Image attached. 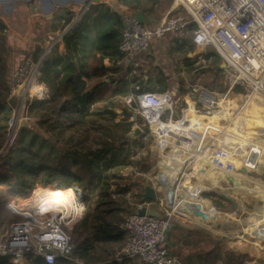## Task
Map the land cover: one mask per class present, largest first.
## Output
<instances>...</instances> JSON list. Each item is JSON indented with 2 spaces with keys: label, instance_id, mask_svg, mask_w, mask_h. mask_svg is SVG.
<instances>
[{
  "label": "trees",
  "instance_id": "obj_1",
  "mask_svg": "<svg viewBox=\"0 0 264 264\" xmlns=\"http://www.w3.org/2000/svg\"><path fill=\"white\" fill-rule=\"evenodd\" d=\"M120 1L132 7H140L142 0ZM94 9L95 6H90L73 27L65 31L62 36L66 49L64 54L59 51L57 42L45 55L40 66L39 79L47 87L46 96L26 99V103L29 105V114L37 124V126L31 127L32 129L29 128V131L41 140L36 146L33 141L24 144L23 132L27 128H21L18 139L14 141L9 152L3 158L2 169L4 168V172L0 171V226L7 220H12L8 208L9 202L17 199L25 189L30 187L33 181L39 178H48L53 182L58 177L64 181L66 186L78 187L82 191V202L85 205L84 214L68 233L76 246L75 255L89 263L106 261L109 257V250H112V244L120 243V246H123L126 240V233L119 227L118 222L123 218L122 213L129 208L124 195L130 191V187H122L117 183L116 187L113 186V191L109 188L113 179L124 178L122 167L129 163L127 158L131 154L130 150L128 153H124L120 142L122 139L127 140L135 147L139 141V138L127 137L128 132L132 129V123H127L128 117L124 120L125 123L116 121L113 122V127L110 125L118 113L107 102L114 97H122L130 93L128 75L132 71V67L127 66L124 62L121 65H116L114 62V59H123L119 50L123 28L121 14L107 11L92 16ZM188 17L189 14L186 13V18ZM92 23L97 26L93 37L89 34ZM195 28L196 23L191 22L176 33L165 31L161 35L159 47L170 66L186 67V72L192 77L210 70L212 79L206 78L207 85L214 88L213 81L218 80L219 91L223 92L226 87L221 85L220 72L222 69L214 68L221 62L219 55L209 49L203 54L205 62L200 63H198V56L193 58L187 56V53L195 48L191 40ZM7 29L8 25L0 17V116L8 104L16 105L17 102L16 97L11 96L12 66L10 61L12 53L8 46ZM55 30L52 28V31ZM39 39L44 40L42 35L39 36ZM44 52L45 49L42 46H37L33 59L39 61ZM106 58L111 62L110 65L105 63ZM88 66H91L90 69ZM136 78L135 74L133 92L137 97ZM240 90L241 88L238 87L235 92ZM190 91L191 88L187 90L180 88L177 96L181 101L174 105L173 116L176 118L182 113L192 122L198 121L203 128L212 119L202 114L194 115L201 113L203 109L196 104ZM187 103L189 104L188 108L184 106ZM41 111L43 112L41 113ZM170 113V111H166L164 115L168 118ZM137 118L141 119L139 115ZM102 121H105L106 124ZM87 141H91L92 144L89 148L84 146ZM44 142L50 144L49 149H43ZM37 185L38 189L68 188L62 184ZM34 191L35 189L31 190V194ZM113 193H117L119 196L114 198ZM212 194L216 196L215 192ZM175 228L180 230L172 232L171 240L177 241L176 245L173 240L169 242L172 249L178 247V250L184 251L186 248L182 243L184 237L190 234H202L194 230H186L179 224ZM203 237L202 242H192L198 248L194 255L190 253L178 256L182 264H209L218 260L223 261L224 264L239 262L240 254L233 248ZM214 239L223 241L219 238ZM241 242L240 240L236 242H233L232 239L227 240V243L232 244L235 248H241ZM243 242L247 243L248 241L244 240ZM127 262L128 260L113 261L107 264H127ZM0 264L16 263L13 262L10 255H0ZM24 264L76 263L66 259L47 263L41 257L27 254ZM129 264L133 263L129 262Z\"/></svg>",
  "mask_w": 264,
  "mask_h": 264
},
{
  "label": "built area",
  "instance_id": "obj_2",
  "mask_svg": "<svg viewBox=\"0 0 264 264\" xmlns=\"http://www.w3.org/2000/svg\"><path fill=\"white\" fill-rule=\"evenodd\" d=\"M177 1V5L184 8L189 17L183 15L169 17L160 35L165 31L176 33L189 23L195 22L193 41L201 60L205 62L202 58L203 54L212 49L227 65L222 69L228 82L227 92H219L202 85L203 87L196 93V104L199 108L216 114L222 109L220 99L226 98L243 83L249 88L250 93H259L264 97V0ZM84 6L85 10L88 9L86 3ZM120 13L123 28L119 50L124 59H132L138 53L145 51L155 30L150 29L134 13L128 11H120ZM41 63L42 58L35 61L30 54L23 59L21 65L14 68L10 78L12 96L19 87H22L25 95L32 86L41 84L37 81H40ZM138 95L139 99L134 93L128 94L126 103L128 105L133 101L137 103L138 113L144 124L133 115L130 119L133 127L140 125L144 128L143 138L153 140L157 158L153 159L152 173L142 172L139 162L136 166L134 164V170L145 175L149 174V181L155 182L154 185L151 184L156 190L157 198L160 193L159 197L170 205L165 215H158L148 212L149 200H132L130 204L133 209H128L119 223V227L126 233L127 244L123 250L113 253L108 262L129 260L147 264H174L176 257L170 247L169 233L180 222V218H183L180 214L187 217L191 213H196L199 216L209 207L212 210L226 211L224 207L210 199V195H206L205 189L200 188L202 184H210L212 188H223L225 183L208 178L205 170L207 165L199 158L206 149L205 141L209 143L213 137L225 131L214 122L201 128L202 125L198 121L192 122L182 113L176 118L173 115L170 118L160 115V111L172 102L171 90L139 91ZM184 106L188 108L189 104ZM140 110L148 113L149 121ZM233 116L236 117V113ZM148 122L156 123L157 128L151 130ZM13 137L9 142L11 140L13 142ZM256 142L264 141L258 135L252 136L243 154L240 152V143L233 147L211 144L210 167L224 174H234L239 171L236 168L235 158L240 156L243 158L242 167L259 169L258 157L262 148L256 151V145H261ZM186 153H190L191 156L190 159L184 160ZM137 155L138 153L135 152L132 160L136 159ZM165 169L176 170L170 176L165 173ZM69 189L73 191L71 202L67 201V198L66 203L41 198L40 201H33V204L28 205L29 207L21 208L16 201H10L9 206L14 211L24 214L27 219L9 225L0 241V255H10L16 264H24L27 254L41 257L47 263L66 259L76 264H97L86 262L74 253L75 247L67 228L82 216L84 206L80 201L83 193L78 188ZM112 196L116 198L119 194L113 193ZM201 199L206 200V203H200ZM144 207L146 213L142 215L140 210ZM234 208L232 211L235 210ZM193 217L191 220H194ZM196 224L208 231L213 230L201 223L196 222ZM223 235L219 234V236Z\"/></svg>",
  "mask_w": 264,
  "mask_h": 264
},
{
  "label": "crops",
  "instance_id": "obj_3",
  "mask_svg": "<svg viewBox=\"0 0 264 264\" xmlns=\"http://www.w3.org/2000/svg\"><path fill=\"white\" fill-rule=\"evenodd\" d=\"M85 3H86V0H16L14 4H12L8 7H5L2 4H0V17L8 25V29L6 30V32L7 33L10 32L12 34V36H16L17 34H21V31L24 30V29H21L22 26L25 27V32H26V33H24L25 40L30 41V47L33 49V51L35 52V50L37 49V46H39V45L45 49L44 54L41 56L42 61H43L45 58V55L50 52L52 46L57 42L59 44V51L63 54L65 53L66 49H65L64 43L62 41L63 34L65 33V31H67L71 27H73L75 22L86 13V11L90 8V6H95V9L93 10L92 16H96L99 13H105L107 11H110V12L114 11V12H118V13H120V11H128V12L134 13L136 15V13L141 11L144 14V16L146 17L145 23L149 27L155 26V24L158 25V24L162 23L164 20H166L171 15L178 16L179 8H181V6L177 5V3H178L177 0H175V2L173 0H142L140 2V7H132L131 5L124 4L120 0H91L89 7L86 10H85V6H84ZM134 3H136V2H134ZM36 8H37V11H36ZM186 13H185V15H186ZM185 15H183V16H185ZM40 17H42V18L39 20ZM38 20L40 21L39 24L37 23ZM96 27L97 26H94L93 23L90 25V33L89 34L91 37H93L95 35L96 30H97ZM52 28H55L56 30L52 31ZM30 29H31V32H33V33L37 32L38 35H42L44 40H42V39L35 40V38H33V40H32L31 36H29ZM62 29H64V31H62ZM12 32H14V33H12ZM160 40H161V35L159 36L158 39L153 40L151 47L149 48L148 51L140 52L132 59H128V58H126V59H124V58L123 59H119V58L114 59V62H116V65H121L124 62V63H126L127 66L132 67V71L128 75L130 93H134L133 92V81H134L135 74L137 75V78H136L137 79V86H138L137 92H139V91L160 92V91L171 90L175 93H178L180 88H182L183 90H187V88L192 89L193 86H199V87L206 86V84L204 83V80L198 79V80L194 81V78L190 77V79H189L190 83H188L190 85H189V87L186 88L185 86H186L187 82L185 80V77L182 76V75H186L187 77L189 76V74L186 72V67L177 66V65H175V66L169 65L163 51L159 47ZM191 40H192V43H194L193 36H191ZM33 51H30L29 55L31 54L33 56V54H34ZM14 55H16L15 58H17V59H21V57H22V54H16V52L13 51L12 52V58L14 57ZM187 56L191 57V58L198 56V58H199L198 63L204 62L203 60H201L199 55L196 53V46H195L194 50L187 53ZM105 63L107 65L111 64V62L109 61L108 58L105 59ZM138 63H139V65L137 66ZM90 67L91 66H88V69H90ZM206 87L209 88L208 85ZM31 89H34V91H36V92H40V96H39L40 98H44L46 96L47 87L45 84L34 85V86H32ZM210 89L216 90V87H214V88L210 87ZM217 91H219V90H217ZM219 92H221V91H219ZM41 93L44 97L41 95ZM191 97L196 100L195 95H191ZM137 99H139V95L137 96ZM229 103L231 104V101H229L226 104V106H229ZM263 106H264V97H261L258 99L255 98V99L251 100V105L249 106V112H250L252 118L246 124V127L248 129L249 138H251L250 137V130H253V132H255L254 131L255 128H253L255 126L252 125V123L255 121V118L256 117H257V119L264 118V114H263L264 113V107ZM200 114L205 115L203 113V111L201 113H195L194 115H200ZM172 115H173V113H170L168 118H170ZM227 117L228 116L226 115L224 117V119H220V120L212 119V121H210L209 118L207 117V119L209 120L208 124H213V122H214L215 124H217L221 127L222 124H224L225 121L228 119ZM130 120H127V122L132 123ZM140 123L144 124V120L142 119V117H141ZM250 125H252V127H250ZM153 128H157V125L154 124ZM257 134H259V133H257ZM205 143H206V149L204 151V154L202 156H200L199 158L202 159V162L207 165V167H205L207 177L210 179H215L214 177H212V174L214 172H216V170H213L212 168H210L209 163H210V154L212 153L211 144H214V146L215 145L217 146V144L215 142H211V141L209 142L210 144L206 141H205ZM248 143L249 142L247 141L245 144V147H246V145H248ZM219 146H221V145H219ZM245 147L243 146L244 149H245ZM133 148L136 150V153H138L137 156H139L140 143L138 142L135 145V147H133ZM153 148L155 149L154 142H153ZM255 149H256V151L259 150L256 147H255ZM186 155L187 156L184 160L190 159L191 154L187 153ZM263 156H264V153L260 157L262 158ZM237 159L239 160L240 157H238ZM184 160H183V162H184ZM240 161L241 162L239 164L237 162V160L235 159V164L237 166H239V170H240V167L242 166V163H243V160L240 159ZM137 162H140V161L139 160L130 161V165H129L130 170L134 169V164L136 166ZM148 166L150 167V164ZM148 168L140 167V170H142V172L148 173L145 171V170H148ZM263 170H264L263 164L261 162H259V169H252V170L250 169V171L253 173V177L251 179L246 178L244 175L243 176L245 177L246 180H253V179L255 180L256 176H254L255 175L254 173H256L259 176L260 175L262 176L261 173L263 172ZM166 171H170V170L165 169V173H166ZM241 173L242 172L240 171V174ZM143 175H144V178L146 180H144L142 186L136 190L133 189L131 192L129 191L124 195L128 201V204H130L131 201L133 199H135L132 197V195H131L132 193H136V199L135 200H141L142 199L141 193L144 191V185L146 183H152L154 185L155 182L149 181V179H147V177H145V174H143ZM230 175H231V177L235 178L238 182L236 184V186H234L229 179L226 180L227 182L229 181V183L231 185L230 187L233 188V190L237 191L241 188L243 190H250L247 187H241L243 184H242V180H241L239 174L234 173V174H230ZM257 179L261 180V181L263 180L262 178H258V177H257ZM216 180H218V182H224L225 181V179H223V178L215 179V181ZM202 186H203V189L209 188L208 185L202 184ZM57 191H60V190H57ZM68 191L73 193L70 190H68ZM258 191L260 192L261 195H264V191H262V190H261L262 192L260 190H258ZM159 196H160V193H158L157 199L149 200L148 212L158 214V215H165L168 208H169V204L163 198H161ZM129 209L130 210L133 209L131 204L129 206ZM262 209H264V208H262ZM217 210H219V209H213L212 210L209 207L208 209L204 210L205 213L199 214V216H195L193 213H191L190 216L191 217L192 216L197 217L196 218L197 220L194 217L192 218L194 220H191V217L187 216L182 221L179 220L180 222L178 224L180 226H182L183 228H185L186 230L193 229L194 231H199L202 234H205L202 230L206 231V229L197 225L196 222L201 223L204 226H207V227H210L211 229H213L212 228L213 223L215 222L214 219H215V217H217L218 214L222 215V221L219 220L218 222H216V226L218 224L221 225L222 224L221 222H223L225 219L227 222L233 219V216H231V215H233L234 213L227 212V211L221 210V209H220L221 211L219 210V212H218ZM156 211L159 213H156ZM259 211L260 210H256L254 212L252 211V215H253L252 219L253 220L251 219V221L249 222V225H248L249 228H251V227L255 228V224L258 222H264V221H262L263 219H260L258 217L259 215L256 214ZM224 212H226V215H224ZM239 212H240V210H239ZM235 221H239V220L236 219ZM2 226H0L1 229H2ZM219 228H220V226H219ZM253 230H255V229H253ZM253 230H251V232H250V235H252L254 237L253 243L256 244L259 248L264 249V245H263V242H264V226L261 229L260 233L257 230L253 232ZM213 231L214 232H212L211 234H212V236H214V238L222 237V236H218L219 234L217 235L215 233L217 231H215V230H213ZM208 233L210 234L209 231H208ZM242 233L240 232L239 228L232 227L230 225H225L224 230H223V234L227 235L228 238L232 239L233 242H236L239 240L242 241L240 244V246H242V247L236 248V249L239 251L246 252L245 250L247 248H244V247L247 246L250 242H247V243L243 242L244 240L248 241V239H246L245 234H242ZM2 238H3V236L0 237V241L2 240ZM126 239H127V236H126ZM175 245H176V242H175ZM231 247H233V246H231ZM233 249H235V247ZM172 251H173V249H172ZM174 252L177 253V255H180V254L183 256L185 255V253L183 251L178 250V247H175ZM176 259L179 260L178 256L176 257ZM128 262L133 263V264L142 263L140 261L131 262L129 260H128Z\"/></svg>",
  "mask_w": 264,
  "mask_h": 264
},
{
  "label": "rangeland",
  "instance_id": "obj_4",
  "mask_svg": "<svg viewBox=\"0 0 264 264\" xmlns=\"http://www.w3.org/2000/svg\"><path fill=\"white\" fill-rule=\"evenodd\" d=\"M173 1L175 2V0H173ZM186 12L187 11H185L181 7V8H179V14L178 15H180V14L181 15H185ZM174 17H176V16H173V15L170 16V18H174ZM156 25L157 24H155V26H150V29H152L154 31ZM21 29H24V30L21 31V34H17L16 35L17 37L16 36H12V34L10 32L8 33V36H9L8 46H9V48L11 50V53L14 51V52H16V54H22L21 59L15 58L16 55H14V57L10 61V64L12 66L11 68H12L13 72L16 69V67H18L19 65L22 64L23 59L29 55L30 51H33V49L30 47V41L29 40H25V36H24V33H26L25 32V27L22 26ZM12 33H14V32H12ZM29 36H31L32 40H33V38H35V40H38L40 35H38L37 32H34V33L31 32V29H30ZM11 56H12V54H11ZM13 72H11V75H12ZM220 75H221V85L226 87V89L223 92L226 93L227 90H228V84H227L228 82L225 79V75H224L223 70H222V72H220ZM182 76L185 77V80L187 82L185 87L186 88L189 87V85H190V84H188V83H190L189 79L192 76L191 75H189L188 77L186 75H182ZM193 78H194V81H196L198 79L204 80V83L207 86L206 78H209V80H211L212 79V74H211L210 70H207L206 72H201L199 74H196L195 76H193ZM37 81L39 83H41L39 80H37ZM213 85H214V87H216V90H219V81L218 80L217 81L216 80L213 81ZM14 93H15V95H13V96L11 95V96L12 97H16V99H17L16 105L8 104L6 110L0 116V167H1L0 171L1 172H4V168L2 169L3 158L9 152V149H10L11 145L14 143V141L16 139H18V135H20V129L21 128H27V130H25L23 132L24 144H29L30 142L33 141L35 146H36L39 143V141L41 140V139L35 137V135L31 131H29V128L32 129L33 127L37 126V124L35 122V119L33 117H31V115L29 114V105L26 103V99L28 97L40 98L39 97L40 96V92H36V91H34V89H30V90L26 91L25 95H23L22 87H19V89H16V91ZM41 95H42V93H41ZM126 96L127 95L122 96V97H120V96L114 97L113 99H111V100H109L107 102L118 113V115L114 118V120H112V123H110L111 127H113V125H114L113 122L117 121V122H120V123H125L126 121H124V120H126L127 117L129 118L128 120H130V116L131 115H134L135 113L137 115H139L137 103L135 101H133V103H131V105H128L126 103ZM230 101L232 103V100H230ZM229 105H230V103H229ZM42 112L43 111H41V113ZM24 118L27 119L26 123L24 121ZM130 121L132 122V120H130ZM138 121L140 122L141 119L138 118ZM22 122H24L23 126H21ZM102 123L106 124L105 121H102ZM225 125H226V121H225L224 124H222L221 127H223ZM252 125L255 126V127H253V128H255L254 129L255 132H253V130H250V137H252L254 135H258L259 138L262 141H264V118L257 119V117H256L255 121L252 123ZM252 125H250V127H252ZM132 127H133V122H132ZM13 132H15L14 135H13ZM257 133H259V134H257ZM12 136H14V137H13V142L11 140V142H12L11 143L9 141H10V138ZM47 138H49V137H47ZM138 142L140 143L139 156H137V158L134 159V160H139L140 161L139 163L141 164V167H143V168H148L149 167L148 165L150 164V167L148 168V170H145V171L148 172V173H152L154 171L153 159L157 158V150H155L153 148V140L150 139V138L141 137L139 139V141H137V143ZM120 143H122V148L125 151V152L123 151L124 153H128V151L130 150L129 152L131 154L127 158L129 163L127 165H125L124 167H122L123 168V173L122 174H123L124 178L113 179L112 182H110L111 183L110 184L111 187L109 189L113 191V186L116 187V184L118 183L122 187H130V192H131L133 189L136 190V189L140 188L142 186L144 180H146V179L144 178V175L142 173L136 172V170H134V169L130 170V166L129 165H130V161H132L131 160L132 159L131 156L136 152V150L133 148L132 143H128L127 140H123V139H122V141ZM256 143L261 144V145H256V148L257 149H260V147L262 148L260 150L261 154L258 157V159H259L258 161L261 162L263 164V167H264V156L262 158L260 157L264 153V142H262V143L256 142ZM233 144H235V146H236V144H238V142H234L233 140L229 139L227 144L221 145V146H228V145H233ZM91 145H92L91 141H87V142L84 143V146L86 148H89V146H91ZM43 147H44L43 149H45V148L49 149L50 144L47 143V142H44L43 143ZM122 156H124V154H122ZM237 158H235V159L240 164L241 161H240V159L238 160ZM176 160H177V158H176ZM236 168H237V170H239V166L236 165ZM175 170L176 169H174V170L170 169V171H166V174L171 176L174 173L173 171H175ZM234 173L239 174V176H240V178L242 180V184H243L241 187H247L250 190H243L241 188V189L235 191V190H233V188L230 187L231 185H230L229 181L228 182L226 181L227 179H225V181H224L225 184H224L223 188H212V187L209 186L210 184H206V185L209 186L208 189H205L206 190V195L207 196L210 195L209 196V197H211L210 199H213L216 202L217 205H220V206L224 207L227 212L234 213L233 215H231V216H233L232 220L227 222L226 219H225L223 222H221L222 223L221 225L218 224L216 226V222H218L219 220L222 221V215L218 214L217 217H215V219H214L215 222L213 223V227L212 228H213V230L217 231L216 233H218V234H223V230H224L225 225H230L232 227L239 228L240 232L241 233L243 232L242 234H245L246 239H248V242H250L244 248H247V249L250 248V250L248 252H244V251H239L237 249H234L236 252H238L240 254V259H239V262L237 264H264V249H262V248L259 249L258 246L253 243L254 237L252 235H250V232L253 229L258 230L259 233H260L261 229L263 228V225H264L263 223L264 222L256 223L255 224V228H252V227L249 228V226H248L249 222L251 221V219L253 217L252 211L254 212L256 210H260L256 214L259 215L258 217L260 219H263L262 221H264V211H263L264 209H262V207L264 206V195H261L260 192L258 191V190L264 191V170L261 173L262 176L261 175L259 176L256 173H254L255 174L254 176H256L255 180L254 179L253 180H246L245 177L240 174V170L236 171ZM148 176H149V174L145 175V177H147V179H148ZM257 177L258 178H262L263 180L262 181L258 180ZM49 183L50 184H62L64 186H66L64 184V181L61 180L58 177L53 182L49 181L48 178H46V179L39 178V179L33 181L31 183L30 187L25 189L24 192L20 196H18L17 199H13V200L16 201V204L19 207H21V208H23L24 206L29 207L28 205H31V203L33 204V201H35V200H39L40 201L41 200L40 193H39V195L37 194L36 197H35L34 196L35 194H33V193L31 194V190H33V189H35V191L39 190L38 189L39 186L37 184H49ZM34 186H36V187H34ZM66 187H69V186H66ZM69 188H72V187H69ZM73 188H78V187H73ZM55 191H57V190H55V189H46V191H44V193L46 194L45 196H49V198L51 199V197H52L51 194H53ZM62 191H64V190H62ZM70 191H72V190H70ZM212 192L213 193L215 192L216 196L213 195ZM222 193L230 196V198L232 200H228V199L224 198V199H226L228 201H226V200L223 201V199H222L223 197L221 196ZM131 195H132L133 198L136 199V193H132ZM77 196H78V193H77ZM34 197H35V200H34ZM212 197H214V198H212ZM58 198H61V197H58ZM135 199H133V201H135ZM55 201H57V200H55ZM65 201H64V203H65ZM80 203L84 206V209H83V212H82V215H83L84 214V210H85V205H84V203L82 201H80ZM233 203H236L237 207L234 208ZM129 206H130V204H129ZM8 208H9V210L11 212L12 220H7L3 224V226L1 225L2 229L0 227V237L4 236L5 232L7 231L8 227H9V225L11 223L19 222V221H23V220L27 219V217L24 214H21V213H18L16 211H14L9 205H8ZM233 208L235 209L234 211H232ZM25 210H27V209H25ZM239 210H240V212H239ZM127 211H125V212H127ZM217 211L219 212V210H217ZM125 212H123L122 214H124ZM156 213H159V212L156 211ZM180 215H181V217L186 218L185 215H183V214H180ZM81 217H78L77 221ZM183 218H180V220L182 221ZM236 219H238L239 221H235ZM120 221H122V218H121ZM120 221L118 223H120ZM76 222H74L71 225H69V228H67L68 232L73 229V226H74V224ZM219 226H220V228H219ZM179 230H180L179 228L178 229L175 228L169 233V242H172V240H173V242L174 241L177 242L174 239L171 240V235H172V232H178ZM191 230H193V229H191ZM213 230L209 231L210 234L208 233V230L206 229L207 232L205 230H202L205 234H201V235H199L200 233L199 234H190V235H187L188 237L187 236L184 237L182 239L183 241L182 240L181 241H182V243H184V246L186 247L185 250H184L185 252L183 251L185 253V255L186 254L188 255L190 253L192 255L195 254V250H197L198 248L195 247V245H193L192 242H194V243L202 242V239L204 238L203 236H205V237H207V238H209V239H211L213 241H218V242H220L222 244H225V245H227L229 247L233 246L232 244L227 243L228 239H225L226 241L223 240L224 243H223V241L215 240L214 237L211 234L212 232H214ZM196 232H199V231H196ZM253 232H254V230H253ZM220 238L221 237H219V239ZM126 244H127V239L125 240L123 246H120V243L112 244V250H109L110 253H109L108 259L111 258V256H113L112 255L113 253H116V252H119V251L123 250V248H125ZM263 245H264V242H263ZM230 248H232V247H230ZM180 251H182V250H180ZM173 253H174L175 257L179 256V255H177V253L174 252V249H173ZM208 258L209 257L207 256V259ZM108 259L106 261L99 262L97 264H107V263H109ZM117 262H120V261H117ZM127 264H129V262H127ZM209 264H224V263H223V261L218 260L215 263H209Z\"/></svg>",
  "mask_w": 264,
  "mask_h": 264
},
{
  "label": "bare ground",
  "instance_id": "obj_5",
  "mask_svg": "<svg viewBox=\"0 0 264 264\" xmlns=\"http://www.w3.org/2000/svg\"><path fill=\"white\" fill-rule=\"evenodd\" d=\"M168 20H169V17L166 20H164L162 23L156 25L155 31L153 32V34L150 37V40H149V43L147 44L145 52L149 50L153 40L159 38L161 32L166 27ZM138 65H139V63L137 64V66ZM238 87L241 88L240 91H237V92L234 91L233 93L231 92L223 100L220 99L222 109H220L218 112H216V114H214L212 112H208L204 109H203V113L205 114V116H208L211 119H218V120L224 119V117L226 115L228 116L227 117L228 119L226 120V125L223 126V129L225 132H222L219 136L213 137L212 140H210V141L215 142L216 144H219V145H225L228 143L229 139H231L234 142H238L241 144L240 152L243 154L246 151L243 148V146L245 147V144L247 141L248 142L251 141V138H249L248 130L246 127V124L252 118V116L249 112V106L251 105V100L255 99V98L256 99L261 98V97H263V95H261L259 93H254V94L250 93L249 88L244 83L240 84ZM201 88L202 87H199V86H193L191 91H190V94L195 95V98H196V93ZM230 100H232V103L229 106H226V104ZM180 101H181V99L178 98L177 93L173 92L172 102L160 111V115L161 114L164 115L166 111H170L171 113H173L174 105L176 103H180ZM140 111H141V114L144 117H146V119L149 121L148 115H147L148 113L144 110H140ZM235 113H236V117L233 116ZM148 125H149L151 130L154 129L153 128L154 124H152L151 122H148ZM228 146L233 147V146H235V144L228 145ZM238 157H240V156H238ZM240 159L243 160V158H241V157H240ZM200 160L202 161V159H200ZM240 171L242 172L241 175H244L248 179H251L253 176V173L250 171V169H246L245 167L241 166ZM212 177H214L215 179H219V178L229 179L234 186H236V184L238 183L235 178L231 177V175L224 174V173L219 172V171L214 172L212 174ZM200 188H203V186L201 185ZM50 189H55V190H60V191H55L53 194H51V196H52L51 199L49 198V196H45L46 194L44 193V191H46V189H39L37 191H34L33 194H35L34 196L36 197V195L37 194L39 195V193H40L41 198H44V199H47V200H50L53 202H55V200L64 202L66 198H67V201H69V202L72 201V198H71L72 193L68 191L71 189H69V188H65V189L50 188ZM62 190H64V191H62ZM221 196L223 198L228 199V200H232L230 198V196H228L224 193H222ZM35 197H34V200H35ZM58 197H61V198H58ZM65 203H66V201H65ZM200 203H202V204L206 203V200L201 199ZM262 208H264V206ZM202 213H205V212L202 211ZM193 214L195 216H197L196 213H193Z\"/></svg>",
  "mask_w": 264,
  "mask_h": 264
},
{
  "label": "water",
  "instance_id": "obj_6",
  "mask_svg": "<svg viewBox=\"0 0 264 264\" xmlns=\"http://www.w3.org/2000/svg\"><path fill=\"white\" fill-rule=\"evenodd\" d=\"M15 1L16 0H0V4H2L5 7H8V6L14 4ZM90 2H91V0H86V4L88 7H89ZM136 17L138 19H140L142 22H146V17L144 16V14L141 11L136 13ZM226 67H227V65L224 61H221L220 64L215 66L216 69H223ZM133 116H134V118H137L136 113ZM24 121L26 123L27 119L24 118ZM23 125H24V122H22L21 126H23ZM144 133H145L144 128H142L140 125H136L128 132L127 137H129L131 139H137V138L143 137ZM141 196H142L143 200H155L157 198L156 190L151 183H146L144 185V191L141 193ZM233 205H234V207H237L236 203H233ZM140 213L142 215L145 214L146 213V207L142 208L140 210ZM225 239H228L227 235H223L221 237V240H225ZM74 247H76V246L74 245ZM174 264H182V263L180 262V260L176 259Z\"/></svg>",
  "mask_w": 264,
  "mask_h": 264
}]
</instances>
